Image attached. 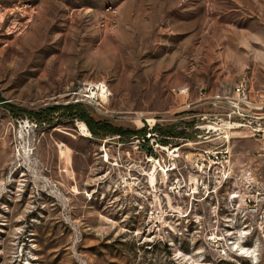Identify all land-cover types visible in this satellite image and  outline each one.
Here are the masks:
<instances>
[{
    "label": "rangeland",
    "instance_id": "obj_1",
    "mask_svg": "<svg viewBox=\"0 0 264 264\" xmlns=\"http://www.w3.org/2000/svg\"><path fill=\"white\" fill-rule=\"evenodd\" d=\"M239 84L264 102V0H0V264H264ZM77 104L182 137L24 113Z\"/></svg>",
    "mask_w": 264,
    "mask_h": 264
},
{
    "label": "trees",
    "instance_id": "obj_2",
    "mask_svg": "<svg viewBox=\"0 0 264 264\" xmlns=\"http://www.w3.org/2000/svg\"><path fill=\"white\" fill-rule=\"evenodd\" d=\"M8 107L9 109H11L12 112L16 111L12 105H8ZM60 112L64 113L68 117H72L75 118L76 120H80L84 122L91 131V133L96 137L116 136L119 137L120 139H125V138L142 136L143 139L147 141L148 139L146 136L148 134H156L159 131H161V135L164 136L165 138L182 137L181 136L182 133L175 132L174 127H168L162 129H160L159 126H156L154 129H149L148 127H145L141 130L134 131V130L126 129L124 127L114 126L113 124L95 119L84 109L83 105L81 104L72 105L68 107L56 106L47 111H42L38 113H31L28 111H25L24 113H28V115L31 116L32 119L39 121L41 119L43 120L44 117L48 115L51 116L53 114H57Z\"/></svg>",
    "mask_w": 264,
    "mask_h": 264
},
{
    "label": "built area",
    "instance_id": "obj_3",
    "mask_svg": "<svg viewBox=\"0 0 264 264\" xmlns=\"http://www.w3.org/2000/svg\"><path fill=\"white\" fill-rule=\"evenodd\" d=\"M241 85L239 89H234L236 102H232L233 107L237 109V114L241 117L248 116L256 127L253 129L254 135L264 133V102H257L253 98H246L241 92ZM245 105V106H243ZM227 152H217L216 155L208 153L210 160L221 161L222 155H227Z\"/></svg>",
    "mask_w": 264,
    "mask_h": 264
},
{
    "label": "bare ground",
    "instance_id": "obj_4",
    "mask_svg": "<svg viewBox=\"0 0 264 264\" xmlns=\"http://www.w3.org/2000/svg\"><path fill=\"white\" fill-rule=\"evenodd\" d=\"M104 89H105V88H104ZM104 89H103V92H102V94H101V97H102L103 99H106V96H107V95H105V92H107V91H105ZM245 92H246V91H245ZM244 96H245V95H244Z\"/></svg>",
    "mask_w": 264,
    "mask_h": 264
}]
</instances>
